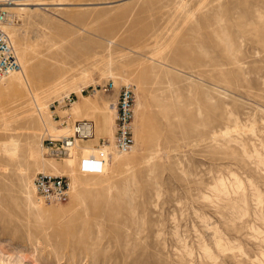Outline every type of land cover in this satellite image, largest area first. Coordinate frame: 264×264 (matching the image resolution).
I'll return each mask as SVG.
<instances>
[{"label":"rangeland","instance_id":"obj_1","mask_svg":"<svg viewBox=\"0 0 264 264\" xmlns=\"http://www.w3.org/2000/svg\"><path fill=\"white\" fill-rule=\"evenodd\" d=\"M41 1L61 6L8 11L28 83L0 84V264H264V0ZM122 81L134 153L81 173ZM78 121L73 165L46 157ZM37 173L68 202H39Z\"/></svg>","mask_w":264,"mask_h":264},{"label":"built area","instance_id":"obj_2","mask_svg":"<svg viewBox=\"0 0 264 264\" xmlns=\"http://www.w3.org/2000/svg\"><path fill=\"white\" fill-rule=\"evenodd\" d=\"M40 0H0V79L21 71V65L17 57L12 40L4 28L11 20V14L5 11V7L38 3ZM115 89L113 82L107 83L104 92ZM135 92L131 84H122L117 89L115 124L113 146L118 153H127L134 146L133 119L135 108ZM71 135L59 140L45 139L42 142L44 155L48 158L61 159L70 154L76 140L84 141L94 136V125L91 121L75 122L71 129ZM107 141H101L99 147H104ZM106 154L99 150L96 156H90L82 164L85 173H97L101 171ZM33 186L38 200L43 204H64L68 202L71 185L68 178L55 176L49 173H37L33 178Z\"/></svg>","mask_w":264,"mask_h":264},{"label":"bare ground","instance_id":"obj_3","mask_svg":"<svg viewBox=\"0 0 264 264\" xmlns=\"http://www.w3.org/2000/svg\"><path fill=\"white\" fill-rule=\"evenodd\" d=\"M22 6H25V7H27V9H29L30 11H37V10H45V11H47V10H49L50 8H54L55 9V7L57 8L58 6H61L60 4H46L45 2H43V1H39L38 3H33V4H26V5H19V6H10V7H5V11H11L12 9H17V8H19V7H22ZM29 7H31V8H29ZM32 7H34V8H32ZM9 14H10V12H8ZM10 24V21H9V23L5 26V28H4V30H5V32L6 33H8L7 32V29L6 28H8L9 29V27H8V25ZM12 34V33H11ZM9 36H10V38H12L11 37V35L10 34H8ZM14 41V40H13ZM17 45V44H16ZM14 46V45H13ZM15 47V46H14ZM18 48V47H17ZM20 48V47H19ZM19 52H21V50L19 51ZM22 52H24V49L22 50ZM17 54V53H16ZM23 54V53H22ZM20 55V54H19ZM24 55V54H23ZM17 57H18V55H17ZM20 57V56H19ZM22 57V56H21ZM20 57V58H21ZM19 59V58H18ZM23 59V58H22ZM25 59V58H24ZM19 62H20V60H19ZM20 65H21V62H20ZM21 71L20 72H18V73H13V74H10V75H8V76H5V77H2L1 79H0V84H2L6 89H10V90H13L14 89V91H15V89L16 88H18L19 89V87H24V85H25V83L27 82V80H26V73L24 72V67L23 66H21ZM13 75H16V76H13ZM7 77H9V78H7ZM83 77H85V76H83ZM123 82V83H122ZM120 84H127V83H124V81H122ZM28 83V82H27ZM26 89V88H25ZM30 89V88H29ZM9 90V91H10ZM36 101V100H35ZM138 106V108H139V104L137 105ZM135 107H136V104H135ZM137 108V109H138ZM141 108V107H140ZM47 110V109H46ZM112 110H113V108H112ZM134 111H135V109H134ZM70 129L71 128H68L67 129V133L65 132V134H64V136H62V134L63 133H61L60 135H61V137H58L59 139H62V138H65V137H68V136H70L71 135V132H70ZM52 132V131H51ZM64 132V131H63ZM55 133L56 134H58L59 132H57V131H55ZM54 136V135H53ZM57 136V135H56ZM56 139V138H55ZM94 141V140H93ZM79 142H88L87 140L85 141H78V140H76L75 142H74V146H73V148H72V150L70 151V154L68 155V160H67V163H68V165L69 166H72L73 165V163H74V158H75V156L73 157L72 155H73V151L76 149V144L77 143H79ZM110 145H107L106 144V147H103V149H102V151L103 152H105V150H106V152H105V154H106V157H105V161H104V163H103V165H102V168H101V172L103 173V172H105L107 169H108V166L112 163V164H116V163H120L122 160H121V158H119L117 155H116V153L117 154H120V155H130V154H132V153H134V150H133V147H132V149L129 151V152H127V153H118L115 149H114V146H113V143H112V140L110 139ZM79 146H81V144H79ZM88 146V145H87ZM89 146H91V145H89ZM82 147V146H81ZM81 147H78V148H81ZM88 148V147H87ZM93 148L95 149V147L93 146ZM106 148V149H105ZM89 149V148H88ZM80 150H82V155H83V157L87 160L90 156H96L97 155V153H98V149H97V152H90V151H85V146L84 147H82V149H80ZM90 150H91V148H90ZM78 152V151H77ZM81 153V152H80ZM77 154V153H76ZM75 155V154H74ZM132 156V155H131ZM86 162V161H85ZM83 163H84V161H83ZM82 163V164H83ZM82 164H81V166H80V171H81V173H84V174H87V175H91V174H99L100 172H97V173H85V172H83L82 171ZM52 175V174H51ZM54 175V174H53ZM56 176V175H55ZM71 185V184H70ZM33 188H34V186H33ZM71 190H72V186H71ZM33 191H35V188H34V190ZM35 195H36V191H35ZM70 198V197H69ZM40 202V201H39ZM42 203V202H41Z\"/></svg>","mask_w":264,"mask_h":264},{"label":"crops","instance_id":"obj_4","mask_svg":"<svg viewBox=\"0 0 264 264\" xmlns=\"http://www.w3.org/2000/svg\"><path fill=\"white\" fill-rule=\"evenodd\" d=\"M94 128H95V125H94ZM98 141H100V139H98Z\"/></svg>","mask_w":264,"mask_h":264}]
</instances>
